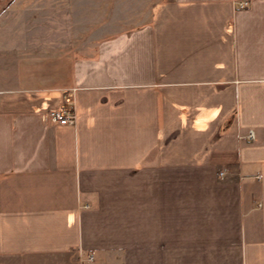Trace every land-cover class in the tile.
<instances>
[{
  "label": "crops",
  "instance_id": "obj_1",
  "mask_svg": "<svg viewBox=\"0 0 264 264\" xmlns=\"http://www.w3.org/2000/svg\"><path fill=\"white\" fill-rule=\"evenodd\" d=\"M240 1L53 48L0 22V264H264V0Z\"/></svg>",
  "mask_w": 264,
  "mask_h": 264
},
{
  "label": "rangeland",
  "instance_id": "obj_2",
  "mask_svg": "<svg viewBox=\"0 0 264 264\" xmlns=\"http://www.w3.org/2000/svg\"><path fill=\"white\" fill-rule=\"evenodd\" d=\"M157 1L14 0L5 11L0 5V22L12 21L14 25L8 28L14 35H29L32 41L42 40L40 45L53 48L67 44L77 35L83 40L90 34L113 33L146 21L152 4ZM7 76L2 71L0 83Z\"/></svg>",
  "mask_w": 264,
  "mask_h": 264
},
{
  "label": "built area",
  "instance_id": "obj_3",
  "mask_svg": "<svg viewBox=\"0 0 264 264\" xmlns=\"http://www.w3.org/2000/svg\"><path fill=\"white\" fill-rule=\"evenodd\" d=\"M247 5H248V1H244V0L240 1L238 3V6L241 8L246 7ZM51 118L53 121L58 122L60 124H66V123H73L74 122V115L66 107L59 108L57 110L52 111L51 112ZM247 137L248 138L254 137L252 130H249ZM220 174H222V173L220 172Z\"/></svg>",
  "mask_w": 264,
  "mask_h": 264
}]
</instances>
